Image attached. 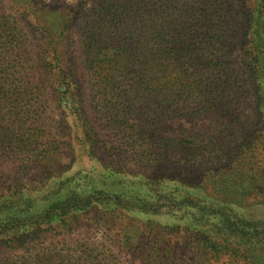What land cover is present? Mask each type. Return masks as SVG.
<instances>
[{"label":"trees","instance_id":"trees-1","mask_svg":"<svg viewBox=\"0 0 264 264\" xmlns=\"http://www.w3.org/2000/svg\"><path fill=\"white\" fill-rule=\"evenodd\" d=\"M203 1L207 6H203ZM162 2L110 0L107 11L102 8L96 17L84 16L80 40L84 63L100 89L126 82L145 85L142 93L119 90L110 97L114 100L105 99L107 111L101 118L102 123L118 140H149L158 147L168 139L166 112L170 105L176 107L180 116L192 120L189 109H192V102L198 100L202 113L197 116L207 119L210 126L233 124L231 108L235 97L229 91L234 92L231 85L236 81L234 71L229 73L224 60L216 59L218 55L225 59L220 54L227 48H221L220 42L218 46L205 42L204 39L209 38L200 36L182 45L179 36L188 31L185 26L187 12H179L174 0ZM199 2L203 7L199 8L201 16L196 20L197 30L201 31L200 35L213 33L214 23L221 16V2ZM256 6L259 16L252 27L255 36L252 46L248 47L250 50L247 53L248 48L245 50L243 64L251 71L249 76L255 89L253 114L264 123V38H259L260 26L264 25V0H257ZM40 36L44 50L36 55L27 33L7 15L0 14V164L11 156L19 155L23 159V156L35 154L39 143L45 145L42 158L54 156L51 139L47 136L49 126L41 122L42 111L33 108L37 100H48L43 99L46 82L63 89L53 101L66 123V118L72 119L67 124L72 144L79 145L86 153L95 143L94 118L86 113L74 62L67 56L65 37L57 46L48 30ZM105 95L110 96L107 92ZM233 135L230 133L227 137ZM216 136L207 134L209 139ZM185 137V141L191 139L192 144L195 143L194 134ZM74 155L77 159L79 154L74 152ZM216 169L242 183L246 177L250 186L240 193V198L226 196L221 192L222 186L213 193L205 186L203 196L194 192L181 194L159 188L161 182L145 179L142 174L137 181L130 182L140 185L144 180L146 194L122 192L116 185L95 191L75 190L57 168L58 176L46 177L36 187L21 183L0 193V253L6 250L25 253L32 241L45 239L56 227H69L90 210L103 209L122 216L132 212L168 213L177 217L181 214L182 229L200 235L211 252L233 257L240 255L256 264L255 252L264 245V222L247 219L243 210L264 205V140L241 142L228 166ZM253 179L263 184L252 182ZM37 256L34 259V255L28 264H65L66 260L60 253L54 256L39 250ZM10 262L0 258V264H26V260Z\"/></svg>","mask_w":264,"mask_h":264},{"label":"rangeland","instance_id":"rangeland-1","mask_svg":"<svg viewBox=\"0 0 264 264\" xmlns=\"http://www.w3.org/2000/svg\"><path fill=\"white\" fill-rule=\"evenodd\" d=\"M174 1L179 12H187L188 16L185 25L188 31L182 34L184 37L179 36L182 45L193 38L198 40V36L209 38L204 39L205 42L215 46H218L219 42L222 43L221 48L225 47L227 50L220 55L225 59L218 57L219 55L216 59L224 60V67L226 66L229 73L234 71L236 81L231 87L238 96L237 93L234 95V92L229 91L235 97L231 108L234 117L231 121L233 124L227 126H210L207 119H200L201 115H197L202 112L199 110L198 100L192 102V109H189L193 114L192 120L180 116L174 105L167 106L168 139L163 142L162 147H158L157 143L149 140H118L101 121L107 111L105 99L114 100L110 97L119 90L142 93L145 87L141 83L126 82L100 89V85L94 84L92 74L84 63L80 45L84 16L96 17L102 8L107 11L110 0H0V14L7 15L16 26L27 33L36 55L44 50L40 36L44 30L50 32L57 46H60L65 37L68 44L67 56L74 62L86 113L94 118L95 125L92 132L95 135V143L90 152L88 150L84 153L83 149L80 150L79 145H73L69 138L67 124L72 122L71 117L66 118V123L53 101L55 95H59L57 92L63 89L57 84L46 82L43 87V99L48 100L44 101L46 103L37 100L33 108L42 111L41 122L49 126L47 136L51 139L50 148L55 154L50 159L42 158L45 145L39 143L36 145L35 154L23 156V159H20L19 155L7 158L5 163L0 164V193L21 183L36 187L46 180V177L58 176L56 170L60 168L62 177L68 178L75 190L95 191L116 185L122 192L146 194L144 180L140 185L130 182L137 181L143 174L145 179L156 181L158 184L161 182L159 188L163 187L172 193L194 192L203 196L205 186L211 193L220 190L218 186H222L223 194L230 198H240V193L250 186L246 177L242 183L240 179L236 181L224 173L220 174L216 167L228 166L241 142L247 144L253 143L255 139L264 140V123L258 120L252 111L255 89L249 76L251 71L243 64L245 50L252 46L255 36L252 34V27L259 16L257 0H219L221 16L214 23L215 32L206 35H200L201 31H198L196 26V20L201 16L199 8L207 6L205 1L203 6L199 0ZM260 27L259 38H264V25ZM249 50L250 48L246 53ZM106 92L110 94L109 97L105 95ZM208 133L218 136L209 139ZM230 133L234 134L233 137H227ZM192 134L195 138L193 144L191 139L185 141V136ZM129 143L132 146L128 145ZM74 152L79 154L77 159ZM58 153L60 155L56 156ZM116 169L122 171H115ZM126 175L132 178L125 179ZM252 182L257 183L258 180L253 179ZM258 184L263 182L260 180ZM243 214L252 221L264 222V205L245 208ZM181 218V214L177 217L168 213L156 215L132 212L128 213V216H122L119 213H107L103 209H93L80 217L77 223L69 227L60 225L48 233L45 239L32 241L29 251L24 253L19 250L11 253L6 250L0 253V258L9 259L10 263L26 260L25 263L28 264L34 255V259L38 257L39 250L54 256L62 254L66 259L65 264L252 263V260L247 261L240 255L233 257L211 252L200 235L182 229L184 222L180 221ZM257 249L255 253L258 258L254 260L257 261L256 264H264V245Z\"/></svg>","mask_w":264,"mask_h":264}]
</instances>
